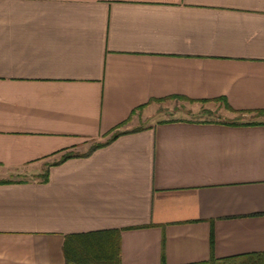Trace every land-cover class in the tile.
I'll list each match as a JSON object with an SVG mask.
<instances>
[{"label":"crops","instance_id":"obj_1","mask_svg":"<svg viewBox=\"0 0 264 264\" xmlns=\"http://www.w3.org/2000/svg\"><path fill=\"white\" fill-rule=\"evenodd\" d=\"M224 103L259 124L191 116ZM257 111L264 0H0V264L107 230L121 264L207 261L211 233L216 259L264 251Z\"/></svg>","mask_w":264,"mask_h":264},{"label":"trees","instance_id":"obj_2","mask_svg":"<svg viewBox=\"0 0 264 264\" xmlns=\"http://www.w3.org/2000/svg\"><path fill=\"white\" fill-rule=\"evenodd\" d=\"M179 98L180 97H175ZM188 100V99H185ZM219 100V99H218ZM141 108V107H140ZM224 109L239 115L236 119L228 120L225 123L235 126L241 125H254L259 122L249 121L245 122L240 116L246 114V112L235 111L227 103H224ZM133 114V112H132ZM210 115V112L206 113ZM263 111H257L255 116H263ZM129 121H125L118 126L122 128ZM142 130V127L132 129L130 131H112L109 138L103 143H95L92 145L88 153L85 154H66L60 161L52 165L59 164L71 157H82L89 154L98 148H101L112 141L116 140L119 136L128 132H137ZM50 165V166H52ZM38 179L41 183H45L48 180V172L44 171L42 174L33 177ZM12 181H1L0 183H10ZM121 231L120 230H107L94 233L75 234L65 237L62 252L64 256L65 264H121V243H120ZM210 257L207 261L192 263V264H264V251L251 252L236 256L224 257L216 259L213 256V235H210ZM161 264H165L163 261V255Z\"/></svg>","mask_w":264,"mask_h":264},{"label":"rangeland","instance_id":"obj_3","mask_svg":"<svg viewBox=\"0 0 264 264\" xmlns=\"http://www.w3.org/2000/svg\"><path fill=\"white\" fill-rule=\"evenodd\" d=\"M212 107V110H209L208 112H210V115H207L206 113H203V110L202 111H196V112H192L193 114H191V116H193V118H202V117H205V118H209V119H217V120H224V121H228V120H232V119H236L237 117H239V115L237 114H233L227 110H225L223 107L222 108H216L215 104L214 105H211ZM180 111H186V110H181L180 108H177V109H172L170 112L169 110H163L162 113H160V115H157V117H155L154 120H157L159 118H163L165 116H174L175 113L179 112L181 115L182 113L184 112H180ZM190 113V112H189ZM178 115V114H177ZM243 120H251L252 116L248 115V114H244L243 116H240ZM251 118V119H250ZM141 124V123H140ZM126 126V127H125ZM142 126V124H141ZM124 130H127L128 127H130V125H128V123L126 125H124L122 128H124ZM132 127V126H131ZM96 142L94 141H85L81 146V150L82 151H86L88 150L93 144H95ZM18 177H22L21 175H16L15 178H18Z\"/></svg>","mask_w":264,"mask_h":264}]
</instances>
